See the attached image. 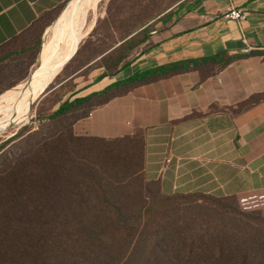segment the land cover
Segmentation results:
<instances>
[{"label": "trees", "instance_id": "obj_1", "mask_svg": "<svg viewBox=\"0 0 264 264\" xmlns=\"http://www.w3.org/2000/svg\"><path fill=\"white\" fill-rule=\"evenodd\" d=\"M185 1L138 21L59 84L91 69L102 70L96 82L115 77L136 48L150 46L154 25ZM65 6L0 45V98L25 79L21 73L14 78L17 63L35 60L44 28ZM84 45L72 52L69 64ZM250 54L264 57V51ZM243 56L219 53L170 63L84 97L72 91L50 114L39 116L37 126L26 125L2 142L0 264H264L261 199L164 195L159 181L146 178L142 129L120 138L74 130L95 109L137 87L188 72H198L203 82ZM261 101L264 93L254 94L236 112Z\"/></svg>", "mask_w": 264, "mask_h": 264}, {"label": "crops", "instance_id": "obj_2", "mask_svg": "<svg viewBox=\"0 0 264 264\" xmlns=\"http://www.w3.org/2000/svg\"><path fill=\"white\" fill-rule=\"evenodd\" d=\"M70 1L0 0V45ZM231 9L246 20L224 18ZM157 28L115 77L94 79L76 96L178 61L244 56L203 82L188 72L137 87L95 109L75 133L120 138L142 129L146 178L159 181L164 195L258 198L264 206V101L236 112L264 93V57L250 54L264 51V0H187Z\"/></svg>", "mask_w": 264, "mask_h": 264}, {"label": "rangeland", "instance_id": "obj_3", "mask_svg": "<svg viewBox=\"0 0 264 264\" xmlns=\"http://www.w3.org/2000/svg\"><path fill=\"white\" fill-rule=\"evenodd\" d=\"M176 1L177 0H106L101 2L97 6V9L95 11L88 14L85 30L83 31L80 38H78L79 41H76L73 48L66 55V61L71 57L72 52L77 47V49H79L80 46L84 45V43L87 42L83 46L81 53L77 58L73 60V62H71L70 64L68 62L66 64L69 66L68 70L65 72H63V70L66 65L64 67L63 65L66 61L64 62V64L49 82L46 89L32 104L28 115L19 114L17 116L9 118V120L7 119L6 121L0 123V144L13 137L22 127L26 125H32L33 127L37 126L39 116H46L47 114H50L60 105L63 100L68 97V95L72 91H75L78 87H85L94 79H96V77L102 72V70L97 69H91L90 71L86 70L82 74L77 76L74 80L61 86L59 84L60 81L63 80L73 69L80 67L84 62H87L97 50L103 49L110 43L119 42L122 37L129 31V29H131L133 25L138 23V21H146L152 18L156 12L165 9ZM69 3L66 4L62 12L65 11ZM62 12L59 16H61ZM57 19H55V21ZM55 21L44 28L41 35L40 51L44 43L45 33L55 23ZM157 29L158 28L156 24L154 25L153 30L156 31ZM99 40L101 42H99ZM40 51L33 62V59H30L29 61H24L23 63H17V70L15 71L17 74L15 73L16 77L14 78H17V75L21 73L25 76V79L18 85L12 87V90L17 86L26 83L33 72L35 73L32 78L36 76L40 69ZM58 51L59 49L56 50L55 54ZM133 53L134 51L132 52V54ZM58 73H62L61 79L54 81L55 78L59 75ZM11 89L9 90L11 91ZM10 91H7V93ZM20 99L21 96L15 97L11 104L15 105L19 103ZM3 103L7 105L8 100H4ZM1 117L2 116H0V118Z\"/></svg>", "mask_w": 264, "mask_h": 264}, {"label": "bare ground", "instance_id": "obj_4", "mask_svg": "<svg viewBox=\"0 0 264 264\" xmlns=\"http://www.w3.org/2000/svg\"><path fill=\"white\" fill-rule=\"evenodd\" d=\"M103 1L106 0H73L69 3L45 33L39 57L40 69L36 76L0 98V123L19 114L28 115L32 104L64 64L66 55L85 30L88 14L95 11ZM57 49L59 51L55 54ZM18 96H21L19 103L12 105L11 102ZM4 100H8L7 105L3 103Z\"/></svg>", "mask_w": 264, "mask_h": 264}, {"label": "built area", "instance_id": "obj_5", "mask_svg": "<svg viewBox=\"0 0 264 264\" xmlns=\"http://www.w3.org/2000/svg\"><path fill=\"white\" fill-rule=\"evenodd\" d=\"M246 16L247 14L240 9H231L230 11H228L225 15L224 18L226 19H230V20H234L238 23H243L246 20ZM244 52H248V50H245Z\"/></svg>", "mask_w": 264, "mask_h": 264}, {"label": "water", "instance_id": "obj_6", "mask_svg": "<svg viewBox=\"0 0 264 264\" xmlns=\"http://www.w3.org/2000/svg\"><path fill=\"white\" fill-rule=\"evenodd\" d=\"M62 13H63V12H62ZM59 17H60V16H59ZM59 17H58V18H59ZM72 57H73V56H71V57L65 62V64L63 65V67H64V66H65V65L71 60ZM63 67H62V68H63ZM34 73H35V72L32 73V75L30 76V78L28 79L27 82H30V81L32 80V77L34 76ZM58 74H59V73H58Z\"/></svg>", "mask_w": 264, "mask_h": 264}]
</instances>
